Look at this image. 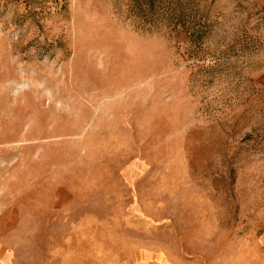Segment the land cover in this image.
I'll list each match as a JSON object with an SVG mask.
<instances>
[{"label":"rangeland","instance_id":"rangeland-1","mask_svg":"<svg viewBox=\"0 0 264 264\" xmlns=\"http://www.w3.org/2000/svg\"><path fill=\"white\" fill-rule=\"evenodd\" d=\"M126 3L0 0V264H264V0Z\"/></svg>","mask_w":264,"mask_h":264},{"label":"trees","instance_id":"trees-1","mask_svg":"<svg viewBox=\"0 0 264 264\" xmlns=\"http://www.w3.org/2000/svg\"><path fill=\"white\" fill-rule=\"evenodd\" d=\"M126 6L143 23L150 25L158 22L166 24L170 30L186 32L195 25L192 19L188 20L180 0H127Z\"/></svg>","mask_w":264,"mask_h":264}]
</instances>
